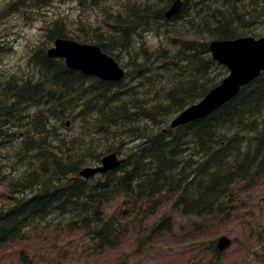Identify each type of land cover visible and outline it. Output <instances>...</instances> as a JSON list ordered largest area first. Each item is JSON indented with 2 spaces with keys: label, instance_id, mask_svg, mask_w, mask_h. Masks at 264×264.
<instances>
[{
  "label": "trees",
  "instance_id": "1",
  "mask_svg": "<svg viewBox=\"0 0 264 264\" xmlns=\"http://www.w3.org/2000/svg\"><path fill=\"white\" fill-rule=\"evenodd\" d=\"M21 1L46 15L73 0ZM84 1L89 6L101 3ZM171 1L167 0L169 4ZM242 1L205 0L208 10L193 14L191 8L185 14L189 5L185 0L186 7L172 27L166 26L163 11L151 5H134L125 17L113 12L114 22L108 23L106 31L92 29L100 36L97 41L80 37L108 52L116 45L125 48L130 75L121 83H102L69 70L63 60L46 58L47 45L30 56L36 71L26 76L43 75L38 80L36 77L35 83L31 78L21 83L24 76L17 72L0 76V80H6L5 104L0 102L5 117L16 118L23 125L26 100L36 95L35 102L45 99L41 108L34 109L23 136L12 138L18 153H11L0 142V160L22 166L17 179L3 175L13 177L8 183L13 202L0 208V246L23 240L32 229L52 218L70 232L85 233L99 248L113 249L124 233H144L165 200H173L172 208L185 216H208L220 211L225 200L231 202L234 187L254 186L264 179V75L209 117L163 132L175 115L201 100L226 75L225 68L211 58L207 41L245 35L247 23L239 21L264 16V0H251L252 7L245 12L243 5L250 3ZM54 16L52 20H39L41 29L49 27L51 42L57 37H77L65 26V15ZM26 21L33 24L35 20ZM141 24L156 29V43L142 36ZM76 25L89 24L82 21ZM120 36L122 42L118 43ZM193 36L195 40L190 39ZM34 101H29L30 107L37 106ZM80 105V113L71 122L73 131L66 130L70 121L54 127L56 112L65 119L68 111ZM44 107L46 117L41 115ZM45 135H51L54 141L48 142ZM138 138L142 139L139 144L135 142ZM110 152L125 155L122 169L96 180L67 183L83 166L99 162ZM7 170L10 172V167ZM90 183H94L92 187H82ZM120 198L124 207L110 212V204ZM171 230L172 221L166 218L151 226L148 242L146 237L141 241L147 246Z\"/></svg>",
  "mask_w": 264,
  "mask_h": 264
},
{
  "label": "rangeland",
  "instance_id": "2",
  "mask_svg": "<svg viewBox=\"0 0 264 264\" xmlns=\"http://www.w3.org/2000/svg\"><path fill=\"white\" fill-rule=\"evenodd\" d=\"M73 1L80 9H76V4L61 5L45 15L35 11L32 6L29 7L31 3L26 4L21 0H0V38L5 41H0V66L12 68V72L15 71L22 77L36 71L35 62L30 56L34 50L50 44L52 37L47 31L49 27L40 29L38 23L29 25L27 18L37 22L44 16L52 20L55 18L54 13L63 14L67 19L66 24L74 35L86 34L93 37L91 35L96 32L92 29L98 23L103 25V29L108 28L105 24L114 22L112 13L116 11L124 13L126 3L145 1L153 5L154 2V0H99L103 2V14L99 7L89 6L80 0ZM162 5L163 3H160L159 7ZM243 7L245 12L252 7V4ZM78 17H83L89 25L87 27L75 25ZM245 19L248 18L244 17L239 22L247 23L246 35L264 36V16L253 21L251 18L247 22H244ZM6 24L7 30L4 28ZM143 35L152 44L159 40L148 28L144 29ZM95 37L97 40L100 36ZM117 40L118 43L122 42V36ZM114 53L123 65H129L130 57L124 47L116 45ZM69 121L70 124L66 128L68 132L74 130L71 126L73 117ZM104 142L106 143L105 140ZM116 144L118 145V142ZM1 163L0 180L4 179V174L10 175L7 170L10 167L9 161H1ZM87 166L92 165L87 164L84 167ZM21 169L22 166L19 165L17 172L13 173L14 179L19 177ZM7 187V181H0V208H7L12 201L13 194ZM168 197L169 195L160 200ZM238 198L240 201L236 200ZM233 199L235 205L225 207L221 216L205 218L182 217L180 211L171 208L173 200H165L156 215L150 218L144 233H138V230L124 233L119 244L113 249L99 248L97 243L90 241L84 233L68 231L60 233L52 227L57 225L54 224L55 221L50 220L49 229L43 230L44 234L41 233L40 237L37 233L28 240L0 248V264H190L196 253L201 251L204 253L205 261L207 260L205 264H264V253H260L264 252V180L252 191L242 186L237 187ZM122 202L123 198L112 202L109 207L110 212L121 211L124 207ZM169 217L174 222L173 233L154 238L151 246H145L141 237H146L148 242L151 226L161 222L160 219ZM223 235L230 237L236 243L230 252L213 257V241ZM252 253H259V256L255 258Z\"/></svg>",
  "mask_w": 264,
  "mask_h": 264
},
{
  "label": "water",
  "instance_id": "3",
  "mask_svg": "<svg viewBox=\"0 0 264 264\" xmlns=\"http://www.w3.org/2000/svg\"><path fill=\"white\" fill-rule=\"evenodd\" d=\"M179 8L180 3H176L168 11L167 18L177 14ZM209 50L215 60L230 68L231 75L220 86L212 90L205 100L191 106L175 118L171 123L172 128L209 116L234 99L243 86L251 83L264 71V38L260 40L243 38L235 41H215L211 43ZM48 55L52 58H64L68 67L88 75L98 76L103 80H118L124 76V72L117 62L102 53L101 49L96 46L59 39L55 42V47L48 51ZM123 162L124 160L120 159L117 154H111L103 159V166L87 168L81 172V175L89 178L97 173L115 170ZM230 245L231 241L227 238H222L219 241L221 250Z\"/></svg>",
  "mask_w": 264,
  "mask_h": 264
},
{
  "label": "bare ground",
  "instance_id": "4",
  "mask_svg": "<svg viewBox=\"0 0 264 264\" xmlns=\"http://www.w3.org/2000/svg\"><path fill=\"white\" fill-rule=\"evenodd\" d=\"M68 4H76L74 1H72V2H68V3H65V4H60V5H58V6H56V8L57 7H59V6H61V5H68ZM76 6V9L77 8H79L80 9V7L76 4L75 5ZM92 6V5H91ZM93 7H96V6H93ZM55 8V7H54ZM53 8V9H54ZM60 13H62V12H60ZM56 14H58V13H54V15H56ZM46 16H44L43 18H41V19H44ZM57 17V16H56ZM205 17H206V15H205ZM204 17V18H205ZM206 20H208L207 18H205ZM206 20H204V21H206ZM77 21L78 22H85V23H88L89 24V22H87L86 20H84V18L83 17H78L77 18ZM35 23H38L39 24V27L38 28H40L41 29V25H40V22H39V20L37 21V22H33V24H29V25H34ZM76 25V24H75ZM6 26H7V24L6 25H4V28L7 30V28H6ZM102 26L103 25H101L100 23H98V25L97 26H95V28L96 29H102V31H106V29H103L102 28ZM10 36H13V35H10ZM58 38H61V37H57V38H55V39H58ZM1 40V42H5L2 38H0ZM54 39V40H55ZM100 41H102L101 39H100ZM8 42H9V40H8ZM104 44V43H103ZM0 46H1V43H0ZM51 46V42H50V44H48L47 45V47L45 48V55H46V58H48V59H52V60H60V59H57V58H52V57H50L49 55H48V49H49V47ZM96 47H98V48H100V49H102V50H106L105 48H103L101 45H99V44H97L96 45ZM3 49V48H2ZM2 55V54H1ZM50 66V65H49ZM65 66L69 69V70H72V68H70V67H68L66 64H65ZM56 67V66H55ZM58 67V66H57ZM61 67V66H60ZM4 68H6V71H4ZM12 68L10 69L9 67H6V66H0V76H5V77H7V76H9V75H11L12 73H14L15 71H13L12 72ZM45 70V69H44ZM45 72V71H44ZM50 72H52V71H50ZM46 73H47V71H46ZM53 74H54V72H53ZM36 77H37V80L38 79H41L42 77H43V75H41V76H33V75H30V76H24V78L20 81L21 83H23L24 84V82H27L28 80H29V78H31V80L33 79V83H35L37 80H35L36 79ZM9 80H10V78H9ZM8 80V81H9ZM30 80V81H31ZM13 81V80H12ZM11 81V82H12ZM14 81H15V78H14ZM80 81H82V80H80ZM5 82H6V80L4 79V78H1V80H0V91H2L3 92V95L1 96L2 97V101L0 100V102H3L4 100H5V91L6 90H4V84H5ZM20 83V84H21ZM30 83V82H29ZM32 83V82H31ZM30 85V84H29ZM34 84H32L31 86H33ZM20 86V85H19ZM18 86V87H19ZM21 87H24V86H21ZM81 87V86H80ZM6 88V87H5ZM20 88V87H19ZM28 88V87H27ZM26 88V89H27ZM83 88V87H82ZM3 89V90H2ZM7 89V88H6ZM9 90V89H8ZM21 90H25V88H23V89H21ZM80 90V89H79ZM119 90V89H118ZM36 92H38V95H39V91L38 90H35ZM67 91V90H66ZM184 91V90H183ZM26 92V91H25ZM32 92V91H31ZM46 92V91H45ZM71 92H72V90H71ZM74 92V91H73ZM119 92H120V90H119ZM181 92H182V90H181ZM185 92V91H184ZM183 92V93H184ZM1 93V92H0ZM24 93V92H23ZM30 93V92H29ZM40 93H42V92H40ZM44 93V92H43ZM27 94V93H26ZM47 94V93H46ZM25 95V94H24ZM32 95H34V94H31V96ZM56 95V94H55ZM7 96V95H6ZM8 96H11V95H9L8 94ZM13 96V95H12ZM15 96H16V94H15ZM27 96V95H26ZM40 96H41V94H40ZM45 96V95H44ZM262 96V95H261ZM260 96V97H261ZM38 96L36 95V97H33V100L32 99H30V100H26V102H25V104H23V107H24V113H23V122L22 123H24L23 125L20 123L19 124V122L16 120V118H9V117H5L4 116V112H3V110H4V105L2 104L1 105V103H0V106H1V110H0V142L4 145V146H6L7 148H9V149H11V153H18L19 151H17V150H15V148H13V146H12V144L11 143H13V144H15L14 142H13V139L14 140H17V138L19 137V136H23V134H24V132L25 131H27L28 130V128H29V125H30V123H31V119H32V115H33V111H34V109H39V108H41L42 107V105H43V103H44V100H42L40 103L39 102H35L34 101V99H36ZM41 97H43V95L41 96ZM15 98V97H14ZM25 98V97H24ZM27 98V97H26ZM40 98V97H39ZM46 98V97H45ZM49 98H53V97H49ZM56 98V97H55ZM47 99V98H46ZM50 99V100H51ZM41 100V99H40ZM39 100V101H40ZM29 101H34L36 104H37V106H33V107H30L29 106ZM10 102H11V100H10ZM4 103V102H3ZM7 103V102H6ZM60 103V102H59ZM5 104V103H4ZM14 105V104H13ZM16 105H17V103H16ZM20 105V104H19ZM22 107V106H21ZM20 107V108H21ZM46 107V106H45ZM45 107H44V110L43 111H41V115H43V116H45V114H47V110L45 109ZM10 108V107H9ZM15 109H16V107H15ZM19 109V108H18ZM8 110V109H7ZM20 110V109H19ZM80 110H81V105L79 106V107H77L74 111L73 110H70V111H68L67 113H66V117H65V119L63 118V119H61V113H59V112H56L55 113V117L58 119H56V120H54V123L56 124V125H54V127H57V126H59L58 124H61V123H63V122H68L69 121V119H71L76 113H80ZM16 111V110H15ZM182 112V111H181ZM120 113V112H119ZM180 113V112H179ZM19 114V113H18ZM118 115V114H117ZM14 116V115H13ZM21 116V115H20ZM17 117V116H16ZM46 117V116H45ZM118 118V117H117ZM33 120V119H32ZM108 120V119H107ZM106 121V120H105ZM107 122V121H106ZM110 122V121H109ZM117 123V122H116ZM13 138V139H12ZM45 138H47L48 139V142H51V141H54V138L51 136V135H45ZM142 139L141 138H138L135 142L137 143L138 142V144H139V141H141ZM1 161V160H0ZM2 166H1V163H0V168H1ZM19 169V165L18 164H13V165H11L10 166V174L11 175H13V173H15V172H17V170ZM94 183H90V184H88V185H82V187H92V185H93ZM71 192V191H70ZM76 192V191H75ZM67 195V194H66ZM73 195V194H72ZM67 197V196H66ZM74 199V198H73ZM68 200V199H67ZM66 200V201H67ZM69 200H71L70 198H69ZM52 209V208H51ZM36 210H38V209H36ZM42 210V209H41ZM64 214H65V212H64ZM50 220H52V218H49L47 221H50Z\"/></svg>",
  "mask_w": 264,
  "mask_h": 264
}]
</instances>
